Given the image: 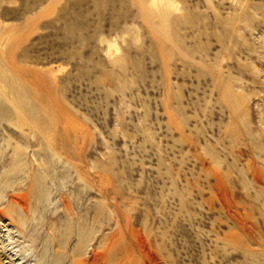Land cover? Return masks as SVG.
<instances>
[{
    "label": "rangeland",
    "instance_id": "rangeland-1",
    "mask_svg": "<svg viewBox=\"0 0 264 264\" xmlns=\"http://www.w3.org/2000/svg\"><path fill=\"white\" fill-rule=\"evenodd\" d=\"M263 138L264 0H0V264H264Z\"/></svg>",
    "mask_w": 264,
    "mask_h": 264
},
{
    "label": "bare ground",
    "instance_id": "bare-ground-1",
    "mask_svg": "<svg viewBox=\"0 0 264 264\" xmlns=\"http://www.w3.org/2000/svg\"><path fill=\"white\" fill-rule=\"evenodd\" d=\"M246 127V126H245ZM248 127V126H247ZM237 131V130H236ZM237 133V132H236ZM239 133V132H238ZM246 138H248V141L250 140H252L253 138H252V136H251V134H250V132H249V128H246ZM240 134V133H239ZM245 135V134H244ZM239 137V136H238ZM264 139V138H263ZM254 140V139H253ZM252 142V141H251ZM263 145H264V140H263ZM260 148V147H259ZM262 148V147H261ZM260 148V149H261ZM240 148H238L236 151V153H238L239 155H240V150H239ZM251 158V157H250ZM249 158V159H250ZM257 161V160H256ZM262 161H264V158H263V160ZM255 163V162H254ZM264 163V162H263ZM247 164V163H246ZM257 164V162L255 163V165ZM246 166V165H245ZM257 166V167H256ZM256 166H254V164H253V161H251V160H249L248 161V166H247V170L249 171V175H250V179L252 180V182H253V184H255V185H257V187H258V189H262V187H264V172H263V166H262V169H260L259 167H258V165H256ZM260 166V165H259ZM248 171H246L245 170V173L246 172H248ZM248 175V174H247ZM250 181V180H249ZM220 183V182H219ZM221 184V183H220ZM219 184V185H220ZM222 188H220V193H219V200L221 201V202H223V194H222V190H221ZM257 189V190H258ZM259 191V190H258ZM30 192V191H29ZM262 192V191H261ZM31 193V192H30ZM29 193V194H30ZM264 193V192H263ZM28 194V193H27ZM28 194V195H29ZM264 195V194H263ZM63 199H64V197H63ZM63 203H64V201H63ZM68 204V203H67ZM27 195L25 194L24 196H22V198H19V199H17V200H12V206H10L12 209L14 208V207H16L15 209H17V207H18V209L17 210H15L16 211V213H17V211L20 209V211H19V213H17V214H20L21 215V212H22V214H23V212H25L26 214H27ZM69 206V205H68ZM67 207V206H66ZM10 208V209H11ZM9 209V210H10ZM11 211V210H10ZM6 212V211H5ZM12 213H15V212H12ZM17 214H15V215H17ZM20 215H18V216H20ZM22 216L23 215H21L19 218H17V217H15L16 219H19V221L21 222L22 221ZM12 219V218H11ZM21 219V220H20ZM14 220V219H13ZM16 221H18V220H16ZM1 222V221H0ZM11 222V221H10ZM242 222V221H241ZM2 223V222H1ZM13 223V222H12ZM15 223V222H14ZM8 224V223H7ZM10 224V223H9ZM242 224V223H241ZM244 225V224H243ZM242 226V225H241ZM253 226V225H252ZM254 227V226H253ZM255 229V228H254ZM253 229V230H254ZM250 228H248V226H244V231H243V234H244V232L245 233H248V235H247V237L248 236H250ZM252 230V229H251ZM19 231V230H18ZM257 239H259V238H257ZM256 243L258 244V242L256 241ZM259 245V244H258ZM76 263V262H75Z\"/></svg>",
    "mask_w": 264,
    "mask_h": 264
}]
</instances>
